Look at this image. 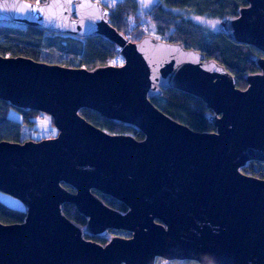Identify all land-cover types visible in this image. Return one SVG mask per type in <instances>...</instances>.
Here are the masks:
<instances>
[{"label": "water", "instance_id": "95a60500", "mask_svg": "<svg viewBox=\"0 0 264 264\" xmlns=\"http://www.w3.org/2000/svg\"><path fill=\"white\" fill-rule=\"evenodd\" d=\"M243 1L217 28L264 54V0ZM108 14L93 0H0V23L100 36L123 61L89 71L0 56V100L49 116L57 132L0 141V193L25 208L22 223H0V264H264V180L239 170L264 163V57L241 90L196 50L151 36L129 42ZM168 88L200 99L215 130L195 132L159 111L150 99ZM83 108L144 138L108 134L78 114ZM64 204L86 218L84 229L63 215ZM108 230L130 236L104 246L83 237Z\"/></svg>", "mask_w": 264, "mask_h": 264}, {"label": "trees", "instance_id": "16d2710c", "mask_svg": "<svg viewBox=\"0 0 264 264\" xmlns=\"http://www.w3.org/2000/svg\"><path fill=\"white\" fill-rule=\"evenodd\" d=\"M24 1L38 4L46 2V0ZM244 6L246 4L243 0H159L145 12L136 0H122L113 10L109 9L108 21L128 41L137 42L146 35L151 37L157 35L162 38V41L179 43L185 48L200 52L206 60H215L221 64L234 77L236 87L243 90L246 88L245 77L258 73L256 59L264 57V54L251 46L233 42L217 27L201 26L193 19V16L219 23L223 19L236 18L239 9ZM0 56L24 57L47 64L73 69L84 68L89 71L122 64V58L115 47L103 37L78 38L9 23H0ZM150 102L164 115L195 132L210 133L215 130L210 122L212 112L194 96L168 88L161 90L160 95L151 98ZM10 111L16 117H11ZM78 114L88 123L108 134L129 135L137 141L144 138L135 127L112 123L92 110L83 108L78 111ZM42 115L44 114L35 111L17 109L0 100V141L22 143L31 139L28 135L21 137L22 128L34 129L35 120ZM50 127H53L51 118ZM48 129L51 131V128ZM49 138L46 135L43 139ZM239 170L246 176L264 180V163L247 162ZM61 186L73 193L69 186L62 183ZM91 192L115 211L121 214L127 211L123 203L97 191ZM62 213L67 219L84 229L87 220L76 211L73 205L64 204ZM24 218V210L9 206L6 200L0 198L1 224L22 223ZM114 236L128 238L130 234L124 231L108 230L101 238L86 232L83 235L85 240L102 246ZM155 264L196 263L165 262L157 259Z\"/></svg>", "mask_w": 264, "mask_h": 264}, {"label": "rangeland", "instance_id": "374dc122", "mask_svg": "<svg viewBox=\"0 0 264 264\" xmlns=\"http://www.w3.org/2000/svg\"><path fill=\"white\" fill-rule=\"evenodd\" d=\"M93 1L104 5L105 7H107L110 10H113L115 8L116 4L122 0H93ZM136 1H137L138 5L141 7V9L146 12V11L150 10L159 0H136ZM193 19L195 21H197V23L201 24V26H203V27H205L206 25L217 27V25H218L217 24L218 21H215V20L210 21V20H206L205 18L197 17V16H193ZM146 36H148V35H146ZM152 37L156 40H162V38H160L157 35H153ZM129 42H131V41H129ZM114 67H118V66H114ZM10 116L16 117V115L12 111H10ZM35 124L36 125H35L34 129H32V130L30 129V127L29 128L28 127L22 128V136L21 137H25L26 135H28L31 138V140H42L46 135L48 137V135H50V133L54 136L57 134L54 127H50V118L46 115L39 116L35 120ZM48 128H51V131ZM46 131H48V132H46ZM50 138H53V136H50ZM1 195H0V198H2L3 200H6V202L8 203L9 206L16 207V208L21 209V210H25L24 206L20 202H18L17 200H15L9 196L3 195V194H1Z\"/></svg>", "mask_w": 264, "mask_h": 264}, {"label": "built area", "instance_id": "2783aa9c", "mask_svg": "<svg viewBox=\"0 0 264 264\" xmlns=\"http://www.w3.org/2000/svg\"><path fill=\"white\" fill-rule=\"evenodd\" d=\"M50 136H54V135H52V134L50 133V135H48V137H50Z\"/></svg>", "mask_w": 264, "mask_h": 264}]
</instances>
